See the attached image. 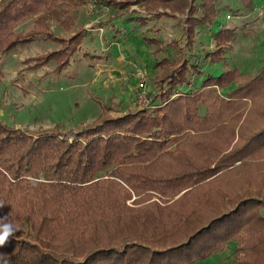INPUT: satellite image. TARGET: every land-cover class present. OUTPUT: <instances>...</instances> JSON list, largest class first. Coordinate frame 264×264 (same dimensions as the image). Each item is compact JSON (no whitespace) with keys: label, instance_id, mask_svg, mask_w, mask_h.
Instances as JSON below:
<instances>
[{"label":"trees","instance_id":"obj_1","mask_svg":"<svg viewBox=\"0 0 264 264\" xmlns=\"http://www.w3.org/2000/svg\"><path fill=\"white\" fill-rule=\"evenodd\" d=\"M87 1L113 9L145 4L144 14L128 17L141 25L176 15L155 8L175 0H0V53L45 36L59 46L29 59L55 60V70L64 69L86 28L59 35L51 20L71 31L75 8ZM220 1H188L180 19L186 45L145 33L156 53L165 52L155 63L149 107L111 113L104 104L78 128L57 123L29 130L0 119V218L16 228L0 247V264H195L231 241L233 264H264V193L220 182L223 172L264 146V127L231 148L218 136L264 88V65L225 93L218 87L229 86L236 70H205L194 52L196 26L217 22ZM159 30L154 23L146 32ZM236 31L219 25L217 49L203 61H221ZM192 74L202 77L200 85L193 87Z\"/></svg>","mask_w":264,"mask_h":264},{"label":"rangeland","instance_id":"obj_2","mask_svg":"<svg viewBox=\"0 0 264 264\" xmlns=\"http://www.w3.org/2000/svg\"><path fill=\"white\" fill-rule=\"evenodd\" d=\"M175 1L165 6L156 4L155 8L176 15L162 14L148 25L128 18L145 13V4L141 3L113 9L104 3L96 6L94 2L87 1L75 8V23L71 31L52 19L51 27L59 35H67L81 26L88 29L81 48L74 56L75 60L73 57L71 64L62 70H55V60L39 64L36 59H29L59 46L45 36L22 42L12 50L0 53V119L29 130L48 128L57 123L66 128H78L93 121L102 112L104 104L112 105L111 113L120 112L125 107L139 106L136 96L137 72H146L151 90L158 70L155 63L165 54L164 51L155 52V45L145 40V33L157 35L164 44L174 38L182 45L187 44L180 19L186 15L189 0ZM255 1L254 8L246 7L241 0L217 2V22L214 25L196 26L194 52L197 53L196 58L200 59L201 67L216 73L236 70L235 79L229 86L218 87L222 92L228 93L244 85L264 65V0ZM31 21L32 18L19 23L16 29L26 28ZM113 21L120 30L111 27ZM154 23L160 30L146 32L147 27ZM221 24L237 27L235 39L224 48L221 61H203V56L217 49L213 33ZM84 52L101 57L90 59ZM168 53L173 54V48H169ZM192 76L193 87L200 85L202 77L198 74ZM229 125L231 129L218 133L223 143H230L228 148L236 143L243 144L250 135L264 127V88L257 89L247 98ZM220 182L240 190L264 193V146L223 172ZM235 244V241H231L224 250L195 264H233Z\"/></svg>","mask_w":264,"mask_h":264},{"label":"built area","instance_id":"obj_3","mask_svg":"<svg viewBox=\"0 0 264 264\" xmlns=\"http://www.w3.org/2000/svg\"><path fill=\"white\" fill-rule=\"evenodd\" d=\"M138 78V86H137V101L139 106L141 107H149L151 105L150 97H149V76L145 71L139 70L137 72Z\"/></svg>","mask_w":264,"mask_h":264},{"label":"clouds","instance_id":"obj_4","mask_svg":"<svg viewBox=\"0 0 264 264\" xmlns=\"http://www.w3.org/2000/svg\"><path fill=\"white\" fill-rule=\"evenodd\" d=\"M6 220L7 217L0 218V247L6 245L16 232L15 226L11 222H5Z\"/></svg>","mask_w":264,"mask_h":264},{"label":"crops","instance_id":"obj_5","mask_svg":"<svg viewBox=\"0 0 264 264\" xmlns=\"http://www.w3.org/2000/svg\"><path fill=\"white\" fill-rule=\"evenodd\" d=\"M85 27V26H84ZM111 27L112 28H114V29H116V28H118L117 26H116V24H115V21H113L112 23H111ZM86 28V33H85V37H84V40H85V38H86V36H87V32H88V29H87V27H85ZM118 30H120L119 28H118ZM83 40V41H84ZM84 54L85 55H87L88 57H90V59H96V56H98L99 58L101 57L100 55H98V54H90V53H88V52H84ZM93 55H95V56H93ZM76 56V55H75ZM74 60H75V57H74ZM120 60H122V59H120ZM71 64V63H70ZM69 64V65H70ZM125 104V103H124Z\"/></svg>","mask_w":264,"mask_h":264}]
</instances>
